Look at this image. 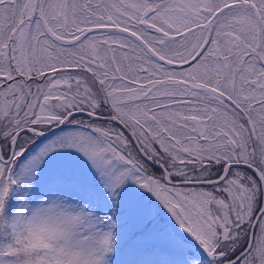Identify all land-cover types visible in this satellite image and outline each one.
Instances as JSON below:
<instances>
[{"label": "snow or ice", "instance_id": "1", "mask_svg": "<svg viewBox=\"0 0 264 264\" xmlns=\"http://www.w3.org/2000/svg\"><path fill=\"white\" fill-rule=\"evenodd\" d=\"M57 127L24 172L66 150L63 179L115 210L69 221L78 252L10 231L0 264H110L145 227L159 264H264V0H0V229Z\"/></svg>", "mask_w": 264, "mask_h": 264}, {"label": "clouds", "instance_id": "2", "mask_svg": "<svg viewBox=\"0 0 264 264\" xmlns=\"http://www.w3.org/2000/svg\"><path fill=\"white\" fill-rule=\"evenodd\" d=\"M87 216L86 206L75 205L67 198H44L35 206L19 209L16 217L5 221L4 228L22 234L27 246L31 249H42L59 243L78 252L75 246L83 240L87 224L83 220L69 222L74 217ZM78 256H73L76 264Z\"/></svg>", "mask_w": 264, "mask_h": 264}, {"label": "rangeland", "instance_id": "3", "mask_svg": "<svg viewBox=\"0 0 264 264\" xmlns=\"http://www.w3.org/2000/svg\"><path fill=\"white\" fill-rule=\"evenodd\" d=\"M52 139V138H51ZM51 139H48L51 140ZM45 143L47 145L49 142ZM42 149V148H41ZM40 149V150H41ZM39 151H37L32 157H34ZM30 157L22 165L19 166V175L27 177L33 181L32 185L29 186L21 196L13 199L10 207V221L13 220L18 214L19 209L26 208L28 206H35L41 202L44 198H67V201L75 205L86 206L87 211L94 212L97 216H107L113 211V204L111 201H107L101 206L97 207L94 201L87 199L82 193L76 191L63 179L62 164L69 157L66 154V150L54 151L49 156H47L43 163L40 164L39 170L35 175L27 174L24 172V166L28 161L31 160ZM74 159L83 160L79 154H76ZM102 191V188L100 189ZM130 191L141 192L142 190L136 185L129 186ZM123 212L124 209L121 208ZM123 219V217H121ZM130 232H121L117 236V241H123V237ZM145 236H138L134 242L137 248L145 247L148 245L145 242ZM142 260L137 263L131 264H159V257H156L152 252L145 251L142 253ZM120 262V261H119ZM120 264H122L120 262Z\"/></svg>", "mask_w": 264, "mask_h": 264}, {"label": "trees", "instance_id": "4", "mask_svg": "<svg viewBox=\"0 0 264 264\" xmlns=\"http://www.w3.org/2000/svg\"><path fill=\"white\" fill-rule=\"evenodd\" d=\"M74 130L75 129L72 127H61L58 131H56L51 135L50 139L51 138L52 139L49 141H54L57 137L63 136L65 133ZM37 151H40V148H32L30 150L28 149L27 153L23 157H21L20 161L18 162V168L27 159L32 157ZM17 176H18V184L13 188L6 204L5 215H4L5 221H10V207L13 202V199H15L18 196H21V194L33 183V181H31L27 177H24L23 175H19V169H17ZM144 195L145 197H148L150 194L144 193ZM114 210H115V206L113 205V211ZM160 222L162 226H166V227H170L172 224L170 215L166 212V210L162 208L160 210ZM151 231L152 229L148 227L141 228L137 231H130V233H128L123 237V241L121 242L117 241V250L109 258L110 264H120V262L122 264L137 263L141 261V259L143 258L142 253H144L145 251H151L152 254H154L156 257H159V255L156 252H154L149 245L141 248H137L134 245V242L138 236H145ZM9 239H10V233L7 230V228L0 229V246H5L9 242Z\"/></svg>", "mask_w": 264, "mask_h": 264}, {"label": "flooded vegetation", "instance_id": "5", "mask_svg": "<svg viewBox=\"0 0 264 264\" xmlns=\"http://www.w3.org/2000/svg\"><path fill=\"white\" fill-rule=\"evenodd\" d=\"M50 138V136H47L45 138L42 139H36L29 147L28 149H32V148H42L44 147V144L47 143V140ZM27 153V151L25 152V154Z\"/></svg>", "mask_w": 264, "mask_h": 264}, {"label": "water", "instance_id": "6", "mask_svg": "<svg viewBox=\"0 0 264 264\" xmlns=\"http://www.w3.org/2000/svg\"><path fill=\"white\" fill-rule=\"evenodd\" d=\"M60 128H61V127L53 128V129H51V130L45 132L44 135L39 136L37 139L45 138V137H47L48 135H50L52 132H54V131H56V130H58V129H60Z\"/></svg>", "mask_w": 264, "mask_h": 264}]
</instances>
